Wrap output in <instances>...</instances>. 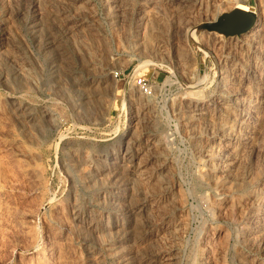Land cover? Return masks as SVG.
I'll return each instance as SVG.
<instances>
[{"label": "rangeland", "instance_id": "obj_1", "mask_svg": "<svg viewBox=\"0 0 264 264\" xmlns=\"http://www.w3.org/2000/svg\"><path fill=\"white\" fill-rule=\"evenodd\" d=\"M239 2L260 26L226 36V0H0V264H264V0Z\"/></svg>", "mask_w": 264, "mask_h": 264}, {"label": "water", "instance_id": "obj_2", "mask_svg": "<svg viewBox=\"0 0 264 264\" xmlns=\"http://www.w3.org/2000/svg\"><path fill=\"white\" fill-rule=\"evenodd\" d=\"M255 20L253 13L235 9L207 27L226 36L240 35L248 32L254 26Z\"/></svg>", "mask_w": 264, "mask_h": 264}, {"label": "bare ground", "instance_id": "obj_3", "mask_svg": "<svg viewBox=\"0 0 264 264\" xmlns=\"http://www.w3.org/2000/svg\"><path fill=\"white\" fill-rule=\"evenodd\" d=\"M226 2H228V3H234V5L233 6H231L230 8L232 9V10H235V9H237V10H241V11H246V12H251V13H253L254 15H255V17H256V20H255V24L257 25V26H260V22H259V16L257 15V13H256V10L253 8V7H250V6H248L247 4H243V3H241V2H239V0H226ZM254 24V25H255ZM257 31H259L258 30V28L257 29H255V33L257 32ZM250 36H255V34H249ZM141 65H144L143 63H138V65L136 66V67H134V70H135V68H137L138 66H141ZM133 70V71H134ZM137 70V69H136ZM136 72V71H135ZM134 72V73H135ZM238 94L237 93H233L232 94V96L233 97H235V96H237ZM236 100V99H235ZM124 102H125V100H123V102H122V104L124 105ZM219 137V136H218ZM223 137V136H222ZM263 186V185H262ZM263 190H264V187L263 188H261L260 190H257L256 192H255V190H254V192H255V194H254V196H253V198H254V200H258V199H264V192H263ZM251 197V196H250ZM259 201V200H258ZM257 201V202H258ZM209 247H211V245L213 244V242L212 241H210L209 242ZM148 264H153V262H149Z\"/></svg>", "mask_w": 264, "mask_h": 264}, {"label": "built area", "instance_id": "obj_4", "mask_svg": "<svg viewBox=\"0 0 264 264\" xmlns=\"http://www.w3.org/2000/svg\"><path fill=\"white\" fill-rule=\"evenodd\" d=\"M115 77L118 76L117 73L114 74ZM138 88L146 95H149L151 93L152 85L144 80V79H138L136 81Z\"/></svg>", "mask_w": 264, "mask_h": 264}]
</instances>
